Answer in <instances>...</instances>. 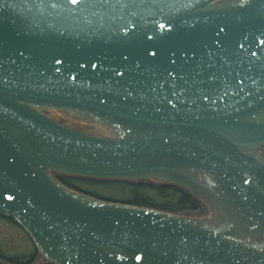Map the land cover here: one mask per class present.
Wrapping results in <instances>:
<instances>
[{
  "label": "water",
  "instance_id": "1",
  "mask_svg": "<svg viewBox=\"0 0 264 264\" xmlns=\"http://www.w3.org/2000/svg\"><path fill=\"white\" fill-rule=\"evenodd\" d=\"M263 145L264 0H0V215L44 261L264 264ZM58 175L171 184L212 211L99 200Z\"/></svg>",
  "mask_w": 264,
  "mask_h": 264
},
{
  "label": "trees",
  "instance_id": "2",
  "mask_svg": "<svg viewBox=\"0 0 264 264\" xmlns=\"http://www.w3.org/2000/svg\"><path fill=\"white\" fill-rule=\"evenodd\" d=\"M58 181L80 194L170 213L205 218L209 207L188 190L152 180H99L58 175ZM0 264H51L44 261L19 224L0 215Z\"/></svg>",
  "mask_w": 264,
  "mask_h": 264
},
{
  "label": "rangeland",
  "instance_id": "3",
  "mask_svg": "<svg viewBox=\"0 0 264 264\" xmlns=\"http://www.w3.org/2000/svg\"><path fill=\"white\" fill-rule=\"evenodd\" d=\"M50 119L75 130L94 135V136H110L111 131L105 127H102L98 124L88 123L86 121L76 118L72 113L64 111H55V110H45L43 112ZM257 153L264 160V145L257 150ZM209 207L210 213L212 211ZM210 215V214H209Z\"/></svg>",
  "mask_w": 264,
  "mask_h": 264
},
{
  "label": "snow or ice",
  "instance_id": "4",
  "mask_svg": "<svg viewBox=\"0 0 264 264\" xmlns=\"http://www.w3.org/2000/svg\"><path fill=\"white\" fill-rule=\"evenodd\" d=\"M76 2V0H73V3H75Z\"/></svg>",
  "mask_w": 264,
  "mask_h": 264
}]
</instances>
